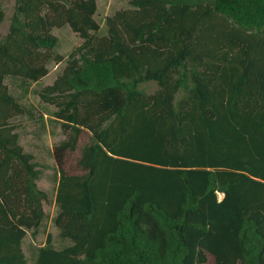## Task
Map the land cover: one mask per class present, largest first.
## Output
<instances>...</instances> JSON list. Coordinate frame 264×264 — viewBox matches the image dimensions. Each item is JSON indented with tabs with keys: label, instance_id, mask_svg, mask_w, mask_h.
I'll return each instance as SVG.
<instances>
[{
	"label": "trees",
	"instance_id": "16d2710c",
	"mask_svg": "<svg viewBox=\"0 0 264 264\" xmlns=\"http://www.w3.org/2000/svg\"><path fill=\"white\" fill-rule=\"evenodd\" d=\"M128 6L102 30L97 0H14L0 39V264H28L22 242L49 201L19 143L33 109L5 82L37 84L62 62L37 96L64 135L53 224L67 245L47 236L32 264H264V0ZM64 27L81 40L67 58L52 34Z\"/></svg>",
	"mask_w": 264,
	"mask_h": 264
},
{
	"label": "rangeland",
	"instance_id": "374dc122",
	"mask_svg": "<svg viewBox=\"0 0 264 264\" xmlns=\"http://www.w3.org/2000/svg\"><path fill=\"white\" fill-rule=\"evenodd\" d=\"M13 7L14 0H0V8L5 13V19L0 24V39L7 33ZM128 7V0H97L95 19L103 30L106 17L118 10H124ZM52 34L59 40L56 51L64 58H67V56L81 44L79 37L68 27H64L60 30H53ZM63 67L64 62L60 64L51 63L49 65V74L37 84L29 83L28 85H23L17 79H7L5 82L13 96L25 107H32L33 109L32 118H18L20 125L18 130L19 143L25 152L34 156L35 161L40 166L41 177L37 182V186L39 189L46 191L49 199L48 203L43 206L46 218L38 229L36 236L33 237L31 232L28 231L22 242V250L27 258L28 264H32L36 249L45 244L46 238L49 235L52 237V242L56 249L63 248L67 245L66 241L59 238V232L53 224V218L57 213V208L54 204L57 177L52 149L64 139V135L61 132L59 123L51 118L53 109L50 106L42 104L37 96V92L41 88L53 83ZM156 88L154 83L142 86V89L148 94L153 93ZM87 140L88 137L84 134L79 142L78 150L66 157L64 165L66 171L77 172L75 169L76 158L79 155L80 148ZM211 263L212 260L209 259L208 264Z\"/></svg>",
	"mask_w": 264,
	"mask_h": 264
}]
</instances>
